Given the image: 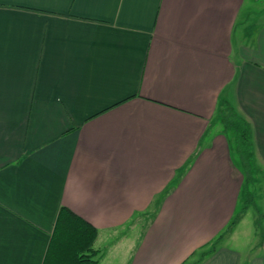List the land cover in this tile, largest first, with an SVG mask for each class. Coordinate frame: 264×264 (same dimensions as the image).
I'll list each match as a JSON object with an SVG mask.
<instances>
[{
    "label": "crops",
    "instance_id": "obj_1",
    "mask_svg": "<svg viewBox=\"0 0 264 264\" xmlns=\"http://www.w3.org/2000/svg\"><path fill=\"white\" fill-rule=\"evenodd\" d=\"M245 3L0 0V264H42L61 207L98 230L99 264H184L224 230L244 174L218 107L264 168V22L237 27ZM200 264H264V246Z\"/></svg>",
    "mask_w": 264,
    "mask_h": 264
},
{
    "label": "trees",
    "instance_id": "obj_2",
    "mask_svg": "<svg viewBox=\"0 0 264 264\" xmlns=\"http://www.w3.org/2000/svg\"><path fill=\"white\" fill-rule=\"evenodd\" d=\"M213 124H219L228 143L236 144L243 163L252 165L253 152L251 129L246 120L229 107H218ZM245 178L240 199L250 184ZM245 207H243L244 210ZM243 212V211H242ZM242 212H236L224 230L212 241L195 250L184 264H200L213 254L231 234ZM98 230L65 207L57 215L42 264H99L100 251L95 248Z\"/></svg>",
    "mask_w": 264,
    "mask_h": 264
},
{
    "label": "rangeland",
    "instance_id": "obj_3",
    "mask_svg": "<svg viewBox=\"0 0 264 264\" xmlns=\"http://www.w3.org/2000/svg\"><path fill=\"white\" fill-rule=\"evenodd\" d=\"M263 22L264 0H246L240 16V26L237 27L242 28L244 25H249L250 27H247L255 30ZM230 149L235 166L245 174V178L249 177L250 184L246 187L245 195L238 204V209H240L238 212L243 211L241 213L242 218L240 217L239 223L235 225L237 227L232 236L223 244L238 250L246 258L250 252L258 251L264 246V168L258 165L248 166L244 164L238 155L235 143L230 142ZM239 163L241 165H238ZM243 207H245L244 210Z\"/></svg>",
    "mask_w": 264,
    "mask_h": 264
}]
</instances>
